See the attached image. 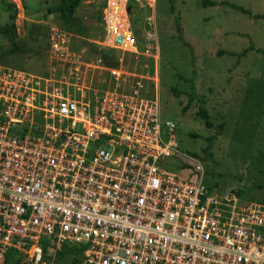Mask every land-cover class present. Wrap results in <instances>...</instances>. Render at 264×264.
Returning <instances> with one entry per match:
<instances>
[{"label":"built area","instance_id":"obj_1","mask_svg":"<svg viewBox=\"0 0 264 264\" xmlns=\"http://www.w3.org/2000/svg\"><path fill=\"white\" fill-rule=\"evenodd\" d=\"M101 2L88 34L53 30L46 75L0 63V263L264 264V202L211 194L161 115L156 0Z\"/></svg>","mask_w":264,"mask_h":264},{"label":"rangeland","instance_id":"obj_2","mask_svg":"<svg viewBox=\"0 0 264 264\" xmlns=\"http://www.w3.org/2000/svg\"><path fill=\"white\" fill-rule=\"evenodd\" d=\"M60 2L0 0V27L14 33L11 40L0 31V63L48 73L53 30L65 39L75 33L64 26ZM99 2L81 0L76 9L87 34ZM155 22L161 115L175 124L178 151L202 164V182L211 194L264 202V0H156ZM12 41L20 48L12 49ZM201 103L211 127L198 113ZM167 163L175 175H197L181 154ZM61 248L58 263L54 250L44 254L45 264L80 260L78 251Z\"/></svg>","mask_w":264,"mask_h":264},{"label":"trees","instance_id":"obj_3","mask_svg":"<svg viewBox=\"0 0 264 264\" xmlns=\"http://www.w3.org/2000/svg\"><path fill=\"white\" fill-rule=\"evenodd\" d=\"M81 0H61V2L59 3V7L58 9H60V14L62 19H64V26L71 30L72 32H75V34H85V28L84 26L81 24L80 20L75 16V12L77 7L79 6ZM99 4H101L102 0H99ZM48 13H54L53 9H50L48 11ZM0 31L7 35L9 38H11V40L14 37V33L12 32V28L6 27L4 26L3 28L0 27ZM12 49H19L20 45L17 42L12 41ZM198 113L201 116V118L204 120V124L207 127H211L212 123L210 122L209 118H208V113L205 109V107L202 105V103L199 105L198 107ZM220 126V124H219ZM211 140V138H209ZM180 161V160H179ZM184 166V165H183ZM204 172V169H203ZM67 248H71V250L74 251H78L79 255L81 256V252L78 248L76 247H69L67 245H64ZM65 249L61 248L59 250L56 251V256L54 258L55 262L58 263V261L60 260L61 256H60V252L64 251ZM19 261V257L16 256L13 252H11L10 250L7 251L4 259L2 260V262L0 264H15ZM76 264L78 263L77 261L75 262Z\"/></svg>","mask_w":264,"mask_h":264},{"label":"water","instance_id":"obj_4","mask_svg":"<svg viewBox=\"0 0 264 264\" xmlns=\"http://www.w3.org/2000/svg\"><path fill=\"white\" fill-rule=\"evenodd\" d=\"M50 16H52V13H49ZM106 63L110 66H114L115 63L110 59L109 56H106Z\"/></svg>","mask_w":264,"mask_h":264}]
</instances>
